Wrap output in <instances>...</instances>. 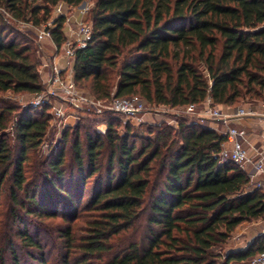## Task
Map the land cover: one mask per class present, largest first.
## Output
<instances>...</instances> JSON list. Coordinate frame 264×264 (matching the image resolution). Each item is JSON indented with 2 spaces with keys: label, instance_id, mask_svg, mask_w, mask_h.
<instances>
[{
  "label": "trees",
  "instance_id": "16d2710c",
  "mask_svg": "<svg viewBox=\"0 0 264 264\" xmlns=\"http://www.w3.org/2000/svg\"><path fill=\"white\" fill-rule=\"evenodd\" d=\"M85 1L0 0V95L43 90L36 33L12 25L40 27L60 2ZM90 19L74 77L98 98L264 101V0H95ZM64 21L50 28L58 46ZM114 114L67 127L44 155L49 111L0 97V264H247L264 250V233L226 249L240 224L264 219V190L221 159L222 131L188 117L122 131Z\"/></svg>",
  "mask_w": 264,
  "mask_h": 264
},
{
  "label": "built area",
  "instance_id": "2783aa9c",
  "mask_svg": "<svg viewBox=\"0 0 264 264\" xmlns=\"http://www.w3.org/2000/svg\"><path fill=\"white\" fill-rule=\"evenodd\" d=\"M76 8V6H75ZM74 7L65 2H60L56 7V16H64L63 43L56 45V52L51 58L50 71L47 73L45 82H42L43 90L35 93L31 101L22 103L23 109L47 110L52 116L51 126L56 127L57 133L61 135L63 131L62 119L71 110H80L93 115L94 118L101 119L107 112H115L125 116L131 123L139 125L148 122V106L146 100L137 94L131 96H117L112 92L106 99L98 98L91 91L82 87L75 80V59L79 50L86 49L92 39L94 26L93 22L87 18L89 7H80V13L72 12ZM53 19L49 20L42 29L36 32L37 51L42 52L43 42L47 38H52L50 28ZM49 64L42 63L44 67ZM42 69V71H43ZM205 103L211 107L202 109L200 114L210 115L224 122L227 126L225 131L226 140L223 143L220 156L223 161H231L242 170L246 171L254 184V188L264 190V155L253 156L249 150L248 132L246 126L235 125L234 119H241L251 116L264 117V101L252 105L249 108H237L233 112L227 107L213 105V100L207 98ZM172 107V106H171ZM199 105L189 103L183 108L188 113L198 112ZM199 116V114H198ZM258 176V179H255ZM247 264H264V250L257 253Z\"/></svg>",
  "mask_w": 264,
  "mask_h": 264
},
{
  "label": "rangeland",
  "instance_id": "374dc122",
  "mask_svg": "<svg viewBox=\"0 0 264 264\" xmlns=\"http://www.w3.org/2000/svg\"><path fill=\"white\" fill-rule=\"evenodd\" d=\"M94 4H95V0H86L85 2H83L82 4L76 6V8L74 7V9L72 10V12H75L76 14H80L81 16V13H80V7H82L83 5H86L87 7H89V12H88V15H87V18L89 20L90 17H91V10L92 8L94 7ZM54 17H56V11H55V8L53 9V12H52V15H51V19L52 20ZM42 25H46V23L42 24ZM42 25L40 27H34L31 23L27 22V23H20V24H13L12 26L14 27V29L16 31H20L22 33H29V32H38L42 29ZM30 30H33V31H30ZM36 44V42H35ZM43 51L42 52H38L37 51V54H38V57L40 59V62L41 64L43 63H46V64H49L51 62V56L53 54H55L56 52V45L55 43L53 42L52 38H47L44 40L43 42ZM36 46V45H35ZM39 66V72L41 74V79H42V82H45L46 78H47V73L50 71V64L49 66L47 65V67L45 66L44 69H43V65ZM43 69V71H42ZM118 80V77H115V81ZM82 87L88 89L89 91H91V88H90V82H81L79 83ZM0 97L4 100H8L9 102L13 103V104H18L19 108L22 109V106L21 104L22 103H25V102H29L33 99L34 97V93H30V92H21V93H15L13 91H7L5 93H2L0 95ZM147 102V101H146ZM261 102V101H260ZM260 102H257L255 104H259ZM254 103H250L248 102V100L246 99L245 101H241L239 102L238 104H235L234 106H231V108L229 109L231 112H233L235 109L237 108H249L251 107L252 105H255ZM147 106H148V114H147V119L149 120L148 122L146 123H143L142 125L143 126H147V125H153V124H172V125H175L177 126L178 124V121L179 119L183 118V117H188L189 119H194V120H197L200 122V118L198 116V114H200V111L202 109H207V108H210L211 106L208 104V103H203V104H200L199 107H198V112L196 113H188L186 112L183 108H175V107H171L169 105H163V104H160V105H157V104H154V103H150V102H147ZM212 108V107H211ZM224 109H226V107L224 106ZM41 111L40 110H35V113H40ZM112 115V114H111ZM114 116L118 117L119 120L121 121V127H120V130H124V126L128 123H130V121L125 117V116H122L121 114H114ZM210 116V115H209ZM93 118V115L89 114V113H84L80 110H71L69 112H67V115L65 118L62 119V124H63V130H65L67 127L68 128H74V126H76V124L78 122H81L83 124L85 123H91V120ZM250 119L249 117H246V119ZM258 119H264L263 116H251V120H258ZM203 121H201L202 123ZM210 122H212V120H210ZM235 125H241V126H246L244 125V123H239V121H234ZM243 122V121H242ZM221 131H225L227 129V126L225 123H221ZM94 126H96V124H94ZM141 126V125H140ZM99 130H105L106 127L104 125H99L98 127ZM57 128L55 127H51V132L49 134V137H48V141H47V144L44 145V147H42L41 149V152L45 155V154H48L50 152V144L53 143L54 145V142H56V140L61 136V135H55L57 133ZM71 132V141L74 137V129H71L70 130ZM53 139V140H52ZM14 139H12V144H15ZM52 140V141H51ZM52 145V146H53ZM67 148H68V151H69V154H68V164L69 165H72L73 163V157H72V151H71V142H68V145H67ZM90 187H91V184H90ZM89 187V188H90ZM10 191H9V186H6L4 188V194L1 198L2 200V206H1V210L3 211L4 215H5V212L9 210V206L11 204V200H10V195H9ZM88 199V197H86L84 199V202H86ZM226 249H228V246H226ZM233 264H237V263H233Z\"/></svg>",
  "mask_w": 264,
  "mask_h": 264
},
{
  "label": "crops",
  "instance_id": "0c3cea01",
  "mask_svg": "<svg viewBox=\"0 0 264 264\" xmlns=\"http://www.w3.org/2000/svg\"><path fill=\"white\" fill-rule=\"evenodd\" d=\"M220 107L224 108V106L222 105ZM225 107L231 108V106H225ZM199 118L201 119L200 122L203 121L202 122L203 125H208L214 129L221 131L220 124L224 123L221 120L210 117L207 114L204 115L199 114ZM249 118L250 119L248 118L234 119V121H239V123H244V125H246L248 132V140H249L248 146L251 155L253 156L264 155V119L251 120V117ZM210 120H212V122H210ZM255 179H258V176H255ZM250 183L254 184L252 180ZM263 233H264V219L243 222L236 228L232 238L228 241L227 243L228 249L232 251L245 250L257 235ZM233 263L246 264L243 261L241 262L235 261Z\"/></svg>",
  "mask_w": 264,
  "mask_h": 264
}]
</instances>
